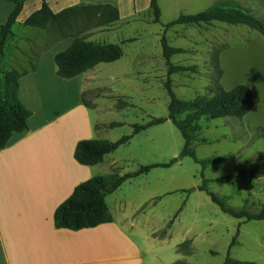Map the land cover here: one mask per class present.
<instances>
[{
	"label": "rangeland",
	"instance_id": "374dc122",
	"mask_svg": "<svg viewBox=\"0 0 264 264\" xmlns=\"http://www.w3.org/2000/svg\"><path fill=\"white\" fill-rule=\"evenodd\" d=\"M224 2L236 3L264 21V0H159L160 24L153 23L154 16L148 9L132 21L92 28L85 34L95 38L94 34L105 29L107 34L98 42L101 44L122 45L123 41L137 39L122 45L121 60L101 64L94 71L96 90L89 91L87 99L97 101L98 107L103 108L90 107L93 122L101 123L96 139L115 142L132 135L134 124L143 125L154 118L168 117L170 98L163 87L168 69L160 41L163 26L182 14H197ZM24 29L17 23L14 32ZM29 36L44 37L46 42L59 39L51 28L35 29ZM166 36L170 46L186 51L172 57L171 63L196 69L170 76L172 91L184 101L212 96L211 88L222 85L219 73L222 70L224 75L221 63L224 51L244 48L253 42L264 45V36L257 31L219 22L201 27L175 26L166 31ZM228 62V80L248 79L247 75L236 72L234 58ZM1 69H7L4 62ZM250 72L260 84L257 73ZM2 79L0 72L1 83ZM120 99L129 105L119 109ZM255 115L252 119L202 118V130L193 143L199 159L231 157L204 171L208 180L231 178L226 183L211 182L208 192L224 199L228 206L237 210L244 208L250 213H258L264 206V110ZM112 123L117 125L106 126ZM183 147L181 132L167 121L135 136L108 160H115L117 173L124 176L143 166L170 163L180 155ZM201 172V166L191 158L182 159L168 169L155 168L148 174L127 180L116 195L110 197L109 205L112 206L116 198L124 200L131 209L141 205L142 211L135 216L139 227L146 233L156 230L159 236L162 232L165 235L170 232L169 245L180 243L189 234L190 239L186 240L189 244L179 249L188 254L194 251L192 261L195 264H224L228 255L233 260L264 264V221L246 222L222 212L208 192L197 190L202 184ZM238 231L237 243L230 249Z\"/></svg>",
	"mask_w": 264,
	"mask_h": 264
},
{
	"label": "crops",
	"instance_id": "0c3cea01",
	"mask_svg": "<svg viewBox=\"0 0 264 264\" xmlns=\"http://www.w3.org/2000/svg\"><path fill=\"white\" fill-rule=\"evenodd\" d=\"M44 2L56 14L73 6L110 4L119 10V24L136 19L150 7V0H28L16 24L25 27V21ZM13 9L12 3L0 0V24ZM34 30L25 27L14 32L4 59L7 70L22 73L19 99L32 115L28 130L14 134L0 149V264H195L194 251H179V246L190 239L189 234L180 243L169 245L170 232L162 237L156 230L146 233L139 227L135 216L141 205L131 209L121 198L109 205L110 197L120 188L106 199L112 223L80 231L55 227L56 210L80 184L100 174L112 175L117 169L115 160H108L113 153L96 166H83L74 157L80 141L102 140L96 139L101 123L93 122L91 108L82 100L85 92L96 90L94 71L99 65L75 78H60L54 58L68 49L73 39L46 42L44 37L29 36ZM106 34L103 29L87 40L98 43ZM232 58L236 72L248 79L228 80V61ZM221 63L224 89L241 83L252 89L255 106L246 116L252 119L264 110V45L253 42L228 49L222 53ZM250 71L257 73L260 84ZM92 106L103 109L97 101Z\"/></svg>",
	"mask_w": 264,
	"mask_h": 264
},
{
	"label": "trees",
	"instance_id": "16d2710c",
	"mask_svg": "<svg viewBox=\"0 0 264 264\" xmlns=\"http://www.w3.org/2000/svg\"><path fill=\"white\" fill-rule=\"evenodd\" d=\"M14 5L12 13L6 22L0 24V72L3 73L0 82V149H4L14 134L28 130V121L32 113L21 103L19 99V79L22 73L19 71H2L7 45L14 37L13 27L16 24L24 5L28 0H5ZM150 11L154 16L153 23H161L162 11L159 0H150ZM120 20L117 7L110 4L79 5L69 7L60 13H54L46 2L40 10L34 12L24 23L25 27L35 29L51 28L59 39L70 37L73 39L68 49L56 54L54 61L57 68L56 74L63 79H72L94 69L100 64L117 62L123 57L122 45L134 43L137 39H129L121 44H101L88 41L85 34L92 28H105ZM215 22L232 26H247L264 36V21L254 14L243 9L240 5L232 2H224L215 5L206 11L197 14H182L171 22L165 24L161 35L162 54L167 66V79L163 82L164 90L170 98L169 114L166 118H154L147 124H134L132 135L122 137L118 141L108 140H84L80 141L75 149V160L83 166H96L101 164L106 156L114 153L120 147L127 145L140 133L153 126H159L167 121L181 132L184 139V147L180 155L170 163L143 166L136 172L121 176L117 172L109 176L94 177L80 184L72 196L62 203L54 214V223L57 229L80 231L91 229L103 224L112 223L113 216L107 205V197L119 189L127 180L148 174L155 168H171L182 159L191 158L202 168V184L197 188L201 192H208L211 182L226 183L231 178L221 177L214 180L205 179L204 171L211 166L229 161L231 157H211L199 159L193 148L197 135L201 132V120L233 118L243 119L254 109V94L250 87L239 84L230 90H226L218 84L211 88L212 96H199L190 101L179 99L172 91L170 76L174 74L195 72L194 67L179 66L171 63V58L186 53L182 48L172 47L168 43L166 31L175 26H211ZM57 39V40H59ZM222 79L223 71L219 73ZM91 94V93H90ZM89 91L83 94V103L87 107L92 106L88 101ZM92 101V100H91ZM129 105L120 99L118 108L122 109ZM184 116L183 119H180ZM117 124L106 125L109 128ZM105 126V127H106ZM192 190L189 191L191 193ZM213 203L219 206L222 212L238 220L264 221V206L258 213H250L246 209L237 210L226 204L224 199L219 198L212 192H208ZM173 223V221L171 222ZM171 225V224H170ZM241 225H239L240 228ZM165 232H162V236ZM240 231L234 237L230 249L237 243ZM189 241L179 247L188 245ZM180 251V249H179ZM175 264H187L177 262ZM224 264H256L254 262L237 261L228 255Z\"/></svg>",
	"mask_w": 264,
	"mask_h": 264
}]
</instances>
